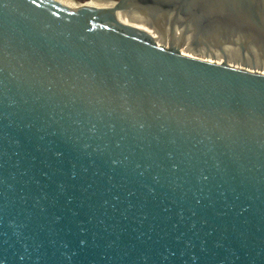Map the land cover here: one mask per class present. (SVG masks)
Instances as JSON below:
<instances>
[{
  "label": "water",
  "instance_id": "obj_1",
  "mask_svg": "<svg viewBox=\"0 0 264 264\" xmlns=\"http://www.w3.org/2000/svg\"><path fill=\"white\" fill-rule=\"evenodd\" d=\"M134 12L264 46V0H0V264H264V74Z\"/></svg>",
  "mask_w": 264,
  "mask_h": 264
},
{
  "label": "rangeland",
  "instance_id": "obj_2",
  "mask_svg": "<svg viewBox=\"0 0 264 264\" xmlns=\"http://www.w3.org/2000/svg\"><path fill=\"white\" fill-rule=\"evenodd\" d=\"M64 1L65 4H68L71 8H77L80 5H94L95 0H60ZM105 0H99V3L97 6H104ZM116 1V0H111ZM119 18L123 23L130 26V21L134 19V16H136V19L138 20V26H140V30L146 33L155 44L158 46H161L163 48H169V40L166 38L165 40H162L160 38V33L163 32L165 35H168L170 37V22L166 23L164 19H158L161 23H148L149 18L145 15L135 13L133 15L129 14H122L119 15ZM156 20V19H154ZM157 21V20H156ZM179 29L175 28V32H177ZM240 37H232V36H225L223 33L219 32H213L209 34L207 37H200L196 40V45H193V41L190 38L188 42L185 44L179 43V44H173V47L179 52L180 54L187 55L190 57L199 58L202 60H206L209 62H214L217 64L225 63L228 66L243 69L249 72H255L264 74V67H260L257 64H254L252 60H257L259 62H264V46H262L258 42H250L248 38L246 39H239ZM245 38V37H244ZM174 40L177 39V37L173 38ZM221 45L224 51V54L227 53L229 50L230 53L235 54L238 56L239 63L237 61H232L230 57L224 58L221 54V52L218 49V46ZM200 47H213L215 48L214 51L218 52V57L212 56V54H207L205 52H202V49ZM212 48V49H213ZM218 49V50H217ZM212 56V57H211ZM241 56V57H240ZM219 58V59H218Z\"/></svg>",
  "mask_w": 264,
  "mask_h": 264
},
{
  "label": "bare ground",
  "instance_id": "obj_3",
  "mask_svg": "<svg viewBox=\"0 0 264 264\" xmlns=\"http://www.w3.org/2000/svg\"><path fill=\"white\" fill-rule=\"evenodd\" d=\"M57 1H59V2H61L62 4H64V5H66V6H68L69 7V5L68 4H65V2L64 1H60V0H57ZM99 3V0H95L94 1V5H90V6H95V7H108V6H111L113 3H114V1H111V0H105L104 1V6H97V4ZM69 8H71V7H69ZM135 13H138V12H134V13H132V14H129V15H133V14H135ZM119 15H122V14H126V13H118ZM139 14H142V15H145V16H147L148 18H149V22L148 23H151V22H153V23H155V22H157V23H161L160 21H158V19H156V20H154L151 16H149V15H147V14H145V13H139ZM138 20L136 19V16H134V19H132L131 21H130V26L131 27H133V28H136V29H138V30H140V26H138L139 24H138V22H137ZM174 37H177V39L176 40H174L173 38ZM160 38L162 39V40H165L166 38H168V40L170 41H172V43L173 44H179V43H182V44H185L186 42H188V40H190V38L192 39V43H193V45H196L197 43H196V38L193 36V35H191V34H189V33H187V34H184V31L183 30H178L177 32H174V34H173V36L171 37H169L168 35H165L163 32H161L160 33ZM239 39H246V37L244 38V37H240ZM198 45V44H197ZM213 48V47H212ZM211 47L209 48V47H200V49H202V52H205V53H207V54H212V56L214 55V56H216V57H218V52H216V51H214V49L215 48H213L212 49ZM218 50V49H217ZM224 52V51H223ZM224 55V57L225 58H229L230 57V59L232 60V61H237V63H239L240 61H239V59H238V56L237 55H235V54H232V53H230V51L228 50L227 51V53L226 54H222V56ZM211 56V57H212ZM241 57V56H240ZM219 59V58H218ZM251 61L252 62H254V64H257L258 66H262V67H264V62H259V61H257V60H252L251 59Z\"/></svg>",
  "mask_w": 264,
  "mask_h": 264
}]
</instances>
